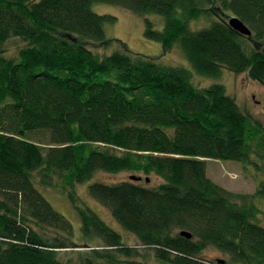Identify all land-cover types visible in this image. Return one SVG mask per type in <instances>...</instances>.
<instances>
[{
	"label": "trees",
	"instance_id": "16d2710c",
	"mask_svg": "<svg viewBox=\"0 0 264 264\" xmlns=\"http://www.w3.org/2000/svg\"><path fill=\"white\" fill-rule=\"evenodd\" d=\"M98 3L145 16V37L178 46L191 69L110 38L117 18ZM12 42L23 46L9 56ZM224 69L264 86V0H0V264H264V182L236 194L206 173V159L264 161L262 122L223 84L193 82ZM98 172L161 180L88 186L137 246L78 193ZM49 189L73 206L83 245Z\"/></svg>",
	"mask_w": 264,
	"mask_h": 264
},
{
	"label": "rangeland",
	"instance_id": "374dc122",
	"mask_svg": "<svg viewBox=\"0 0 264 264\" xmlns=\"http://www.w3.org/2000/svg\"><path fill=\"white\" fill-rule=\"evenodd\" d=\"M93 9L99 14L112 15L117 18L114 24L106 26L107 34L110 38L120 39L133 53L153 58L164 64L191 69L190 63L178 46H175L169 52H165L160 42L149 40L145 37V16L137 15L125 8L111 4L98 3L93 6ZM148 17L154 20L157 29L161 30L163 28V21L159 16L148 15ZM206 25L207 22L203 19L198 22H193L191 27L193 29H200V27ZM22 46L23 42L10 43V52L8 55H16L17 50ZM117 48L119 49L120 46L113 43L112 47L101 48L99 51L101 55H104L113 52ZM193 82L199 87H206L213 83L223 84L227 92L237 100L240 107L255 117V119L260 120L264 125V86L251 80L247 73L234 74L224 69L220 77L216 79L201 77L195 74ZM258 163L262 165L261 169H257L254 165L245 166L242 163L231 160L206 159V173L211 180L232 193L252 195L256 193L259 183L264 182V161L259 160ZM129 176L130 173L127 172L119 174L98 172L90 182L79 185L77 191L87 204L93 208L109 226L119 231L121 235L125 237L127 244L130 246H137L138 242L136 238L128 233L125 234L124 229L113 219L109 210L93 199L88 191V186L94 182H104L108 184L119 183L129 180ZM143 179L145 178L143 177ZM152 179L151 186H156L161 182V180L154 176H152ZM45 194L53 206L73 225V240L77 244L83 245L84 240L81 236V221L67 197L60 194L55 189H49ZM258 205L262 210L258 219L259 222L264 225V202H258ZM78 249L86 248L81 247ZM224 257L225 256L221 252L214 249L209 248L207 251V258L222 259ZM140 260L142 259L140 258ZM148 261V264H158L154 259H149Z\"/></svg>",
	"mask_w": 264,
	"mask_h": 264
},
{
	"label": "water",
	"instance_id": "95a60500",
	"mask_svg": "<svg viewBox=\"0 0 264 264\" xmlns=\"http://www.w3.org/2000/svg\"><path fill=\"white\" fill-rule=\"evenodd\" d=\"M229 24L230 26L237 32H239L240 34H243L245 36H250L252 34L251 29L245 24L243 23V21H241L238 17H231L229 19ZM130 180L133 181H141L142 177H137L135 175H130L129 176ZM147 182H149V179H146ZM182 235L188 238H191L192 235L189 232H182Z\"/></svg>",
	"mask_w": 264,
	"mask_h": 264
},
{
	"label": "bare ground",
	"instance_id": "6f19581e",
	"mask_svg": "<svg viewBox=\"0 0 264 264\" xmlns=\"http://www.w3.org/2000/svg\"><path fill=\"white\" fill-rule=\"evenodd\" d=\"M243 35V34H242ZM252 35V34H251ZM250 35V36H251ZM243 36H245V35H243ZM250 36H247V37H250ZM195 84V83H194ZM260 84V83H259ZM196 85V84H195ZM142 179H143V177H142ZM145 179H149V178H145ZM183 232H186V231H183Z\"/></svg>",
	"mask_w": 264,
	"mask_h": 264
}]
</instances>
